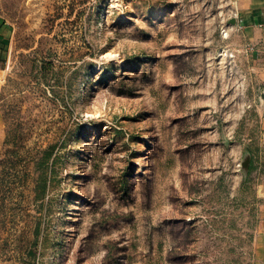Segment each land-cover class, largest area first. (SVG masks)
I'll return each mask as SVG.
<instances>
[{"label": "rangeland", "instance_id": "rangeland-1", "mask_svg": "<svg viewBox=\"0 0 264 264\" xmlns=\"http://www.w3.org/2000/svg\"><path fill=\"white\" fill-rule=\"evenodd\" d=\"M230 15L0 0V264H256L264 134Z\"/></svg>", "mask_w": 264, "mask_h": 264}, {"label": "crops", "instance_id": "crops-1", "mask_svg": "<svg viewBox=\"0 0 264 264\" xmlns=\"http://www.w3.org/2000/svg\"><path fill=\"white\" fill-rule=\"evenodd\" d=\"M230 26L227 34L240 36L241 48L248 54L250 67L257 69L252 81L253 95L249 107L256 117L258 129L264 134V0H228ZM10 27L0 16V69L7 60L6 45ZM254 111V112H253ZM4 125L0 117V146L4 140ZM256 264H264V201L258 209V224L254 236Z\"/></svg>", "mask_w": 264, "mask_h": 264}, {"label": "trees", "instance_id": "trees-1", "mask_svg": "<svg viewBox=\"0 0 264 264\" xmlns=\"http://www.w3.org/2000/svg\"><path fill=\"white\" fill-rule=\"evenodd\" d=\"M44 158V157H43ZM253 165V161L251 162V166Z\"/></svg>", "mask_w": 264, "mask_h": 264}]
</instances>
